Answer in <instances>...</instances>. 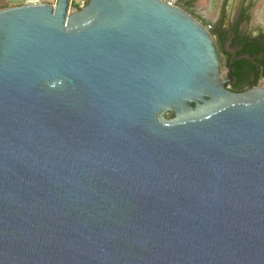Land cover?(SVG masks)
<instances>
[{
	"label": "water",
	"instance_id": "obj_1",
	"mask_svg": "<svg viewBox=\"0 0 264 264\" xmlns=\"http://www.w3.org/2000/svg\"><path fill=\"white\" fill-rule=\"evenodd\" d=\"M71 5L0 10V264H264L262 84L179 6Z\"/></svg>",
	"mask_w": 264,
	"mask_h": 264
},
{
	"label": "flooded vegetation",
	"instance_id": "obj_2",
	"mask_svg": "<svg viewBox=\"0 0 264 264\" xmlns=\"http://www.w3.org/2000/svg\"><path fill=\"white\" fill-rule=\"evenodd\" d=\"M195 0H180V7L201 23L213 37L217 51L220 53L223 44L235 50L234 54H227V78L231 79L228 88L235 93H242L241 88H234L235 80L229 76L233 65L238 60H250V55L237 56L239 48L232 47L235 39L242 41L243 46H250L252 52L264 51V0H209L208 12L202 13L194 5ZM262 3L257 9L256 4ZM217 14L214 16L213 13ZM263 55H257L261 59ZM262 82V80H261ZM264 82V81H263Z\"/></svg>",
	"mask_w": 264,
	"mask_h": 264
},
{
	"label": "trees",
	"instance_id": "obj_3",
	"mask_svg": "<svg viewBox=\"0 0 264 264\" xmlns=\"http://www.w3.org/2000/svg\"><path fill=\"white\" fill-rule=\"evenodd\" d=\"M5 3L0 8L1 10L9 8L8 0H4ZM232 47L239 48L237 56L243 54L250 55V60H238L233 65H228L231 70L229 76H232L235 80L234 88H242L247 86L248 90L258 87L261 80L264 81V51L256 50L252 52L250 46H243L242 41L235 39L232 43ZM257 55H263L261 59H257ZM173 114H171V118Z\"/></svg>",
	"mask_w": 264,
	"mask_h": 264
},
{
	"label": "rangeland",
	"instance_id": "obj_4",
	"mask_svg": "<svg viewBox=\"0 0 264 264\" xmlns=\"http://www.w3.org/2000/svg\"><path fill=\"white\" fill-rule=\"evenodd\" d=\"M4 3H5L4 0H0V8L2 7V5H4ZM74 3H76V4L81 3V0H72V5H71V8H70V12L71 13H73V10H74V6H73ZM209 3H210L209 0H195L194 5L196 7H198L199 10L201 9L200 11H203V13H205V12L207 13L208 12V8H209ZM261 6H262L261 2H258L256 4V8L257 9L261 8ZM216 14H217L216 12L213 13L214 16ZM234 52H235V50L232 49V48H229L228 43L225 42L223 44L222 52L220 51V53H219L220 61H221V73H222V77L224 79L227 78V71H228L227 67L225 66L226 63H227V60H228L227 59V54H234ZM260 84H262V86L264 87V82L263 81L260 82ZM241 89H242L241 92H245V91L248 90L247 86H243ZM166 117L167 118H171V114H168Z\"/></svg>",
	"mask_w": 264,
	"mask_h": 264
},
{
	"label": "built area",
	"instance_id": "obj_5",
	"mask_svg": "<svg viewBox=\"0 0 264 264\" xmlns=\"http://www.w3.org/2000/svg\"><path fill=\"white\" fill-rule=\"evenodd\" d=\"M167 4L170 7H180V0H159ZM58 0H8L9 8L18 6H28V5H49L56 7ZM87 0H81L77 7H74L73 13L79 11L86 4ZM71 8V7H70Z\"/></svg>",
	"mask_w": 264,
	"mask_h": 264
},
{
	"label": "crops",
	"instance_id": "obj_6",
	"mask_svg": "<svg viewBox=\"0 0 264 264\" xmlns=\"http://www.w3.org/2000/svg\"><path fill=\"white\" fill-rule=\"evenodd\" d=\"M209 8H210V3H209ZM209 8H208V10H209ZM201 10V9H200ZM203 10V9H202ZM202 13H203V11H201Z\"/></svg>",
	"mask_w": 264,
	"mask_h": 264
}]
</instances>
